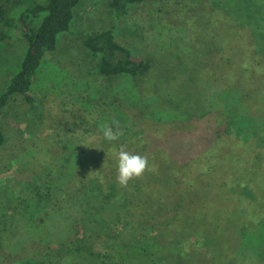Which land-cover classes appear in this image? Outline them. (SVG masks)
<instances>
[{
  "label": "trees",
  "instance_id": "trees-1",
  "mask_svg": "<svg viewBox=\"0 0 264 264\" xmlns=\"http://www.w3.org/2000/svg\"><path fill=\"white\" fill-rule=\"evenodd\" d=\"M150 1L107 0V5L114 16L125 18L131 6ZM170 1L175 2L168 7L156 3L148 17L171 28L179 25L187 31L188 42L137 55L116 42L111 30H101L84 35L80 48L94 75L127 80L140 99L157 96L174 115L161 120L162 112L123 102L118 120H127L130 128L117 141L97 142L86 126L98 123L77 106L70 118L85 126L81 135L86 141L77 140L81 158L69 171L68 165L56 171L52 183L46 168L36 170L34 162L23 166L38 178L35 182L44 181L45 192L11 199L4 208L6 221L21 212L29 228L24 227L28 238L18 253L0 246L1 264H18L22 256L36 257L42 264H197L214 237L205 228L208 199L200 208V195L227 192L241 201L243 211L248 192H257L256 185L263 191L253 176L264 162V20L263 12H252L253 4L262 0H253L241 21L209 0ZM236 1L239 10L249 0ZM80 2L0 0L5 26L0 43H8L17 32L15 38L25 47L16 73L0 92V147L6 141L1 118L11 100L23 110L20 121L31 122L38 110L32 92L36 73L55 54L58 36L72 32ZM20 4L25 8L18 19L5 18ZM25 19L40 21L33 29ZM42 111L40 131L51 128L49 107ZM55 143L60 144L50 142V156L62 162L68 153ZM122 145L147 156L151 169L127 187L116 182V154ZM19 152L11 149L7 161ZM228 159L233 163L227 164ZM241 210L227 213L234 216Z\"/></svg>",
  "mask_w": 264,
  "mask_h": 264
},
{
  "label": "rangeland",
  "instance_id": "rangeland-1",
  "mask_svg": "<svg viewBox=\"0 0 264 264\" xmlns=\"http://www.w3.org/2000/svg\"><path fill=\"white\" fill-rule=\"evenodd\" d=\"M209 1L216 9L221 11L222 8L223 12L238 16L240 21L242 19L240 16L251 11L247 8H252L253 3V0L240 3L242 7L238 10L239 3L236 4V0ZM174 2L151 0L143 5H133L128 9L127 17L117 18L108 7L107 0H81L75 8L72 32L58 36L55 54L52 57L49 55L48 59L46 57L36 73L32 92L38 99L39 106L31 122L28 119L24 121L17 119L21 118L23 110L16 99L11 100L4 109L1 124L6 141L4 146L0 147V246L6 252L18 253L17 250L28 238L24 233L28 221L21 212L19 216L16 214L13 219L6 221L4 208L9 200L25 199L33 196L34 192H45L44 181L35 182L38 178L31 172L32 170H23V166L34 162V166H37L36 170L50 172L47 181L52 183L56 171L67 165L69 171L70 164L81 158L77 140L86 141L81 135L85 126L78 122L74 124L73 119L70 118V115L77 110V106L82 107L83 111L98 123V125L93 123L95 126L93 124L86 126L97 142L105 140L101 125H109L115 130V122L120 120L118 116L123 113L120 107L124 103L127 107L144 106L149 112L156 110L158 113L162 112L159 115L161 120L167 119L165 114L174 115L168 110L170 108L160 105L161 100L157 96H147L141 100L129 81L105 79L94 75L90 63H85L86 55L80 48V40L84 35L101 30H111L116 42L137 55L165 52L172 46L186 43L189 38L185 29H181L179 25L171 28L162 23L158 24L148 17L153 15L152 10L156 3L168 7ZM253 7L255 10L252 12L256 10L263 12L261 19L264 20V0L257 1ZM24 8L22 4L17 5L4 16L14 21L20 17ZM39 21L25 19L24 23L27 27L35 29ZM2 32H5V26L4 22L0 21V33ZM17 35V32H13L8 43H0V92L16 73L25 51L23 43L15 38ZM43 106L49 107L51 111L49 123L51 128L40 131L39 124L44 116ZM121 121L123 123L119 124L123 126H120V129L124 132L126 127H130L127 120ZM51 141L59 142L61 150L68 153V157L62 158V162L50 156ZM55 145L59 147L56 143ZM15 147L20 149L18 156L7 161V154ZM261 155L264 156L263 150ZM226 163L230 165L233 160L228 159ZM253 179L264 187V162L261 172L255 174ZM35 187H39V191ZM256 187L257 192H248L247 197L245 196L243 203L246 208L243 211L240 208L241 201L238 202V199L227 192L205 191L200 195L198 199L200 208L203 207V201L208 199L204 208L207 215L205 228L207 234H214V237L212 245L209 246L212 248L208 249L204 257L199 256L197 264H235L231 261L235 259L238 263L264 264V189L260 191L261 187L258 185ZM234 208L236 210L239 208L241 211L234 216L229 215L227 211ZM50 222L52 223L51 219L45 224L46 227ZM241 222L242 229L239 230L238 226ZM201 257L206 261L201 262ZM21 258L19 257L18 264H42V261L36 257Z\"/></svg>",
  "mask_w": 264,
  "mask_h": 264
},
{
  "label": "clouds",
  "instance_id": "clouds-1",
  "mask_svg": "<svg viewBox=\"0 0 264 264\" xmlns=\"http://www.w3.org/2000/svg\"><path fill=\"white\" fill-rule=\"evenodd\" d=\"M101 131L104 139L109 142L117 141L123 135L119 122H115V130L109 125H101ZM117 176L116 182L120 187H127L129 182L143 176L149 168L147 156L133 154L121 146L116 154Z\"/></svg>",
  "mask_w": 264,
  "mask_h": 264
}]
</instances>
